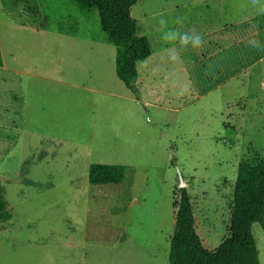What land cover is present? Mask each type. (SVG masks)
<instances>
[{"label":"rangeland","instance_id":"obj_1","mask_svg":"<svg viewBox=\"0 0 264 264\" xmlns=\"http://www.w3.org/2000/svg\"><path fill=\"white\" fill-rule=\"evenodd\" d=\"M213 10L212 0H136L130 16L148 36L153 12L177 26L180 17L202 24ZM166 52L136 64L138 75L156 63L178 81L170 68L191 56ZM0 57V187L10 214L0 264H167L177 172L202 246H218L238 161L264 155V69L236 87L246 100L225 105L232 95L218 89L197 97L211 78L192 65L188 90L166 87L168 101L145 91L143 108L115 76L96 11L83 17L71 0H0ZM93 163L122 165L121 182L89 184ZM251 234L264 264V231L252 224Z\"/></svg>","mask_w":264,"mask_h":264},{"label":"trees","instance_id":"obj_2","mask_svg":"<svg viewBox=\"0 0 264 264\" xmlns=\"http://www.w3.org/2000/svg\"><path fill=\"white\" fill-rule=\"evenodd\" d=\"M71 2L83 17H87L91 10L96 11L99 29L114 48L115 76L124 87L137 94L135 67L149 56L150 49L147 39L136 34L135 21L130 16V8L136 0ZM74 33L75 27H69L66 34ZM123 173L120 164L93 163L87 168V182L91 185L118 184ZM171 206L173 224L167 264H259L251 225L257 224L264 231V155L238 161L227 202V234L215 249H205L195 232L190 196L185 187L172 193ZM9 218L0 187V222Z\"/></svg>","mask_w":264,"mask_h":264},{"label":"crops","instance_id":"obj_3","mask_svg":"<svg viewBox=\"0 0 264 264\" xmlns=\"http://www.w3.org/2000/svg\"><path fill=\"white\" fill-rule=\"evenodd\" d=\"M212 1L215 6V10H213L215 14L209 20L205 17L202 24L200 19V21L188 22L185 17H180L177 26H171L168 23H166V26H161L159 21L164 19L167 22L166 16L161 18L158 12H153L149 15L147 24L144 25L151 36L149 34L146 36L143 33L140 35L136 32L138 36L145 37L149 44L150 54L145 60L149 59L154 53H169L166 52L168 50H174L180 57L182 54L191 56L190 62L180 60L178 65L170 68L172 71L178 72L180 78L172 83L169 82L165 74H157L156 63L145 66L140 75H138L136 69L135 87L137 94L134 95V99L143 108L149 105V101L143 97L145 91L150 92L154 96V100L158 99L161 94L162 98L168 101L166 99L168 97L166 87L180 86L183 82V90H188L186 83L188 79L192 78V65L199 66L202 72L206 70L211 78L206 80L207 85L205 88L201 86L200 92L196 94L197 97H202L213 89H218L222 94L230 93L232 95L230 98L224 99L225 105H231L236 99L239 100L238 103H241L240 101H244L249 97L248 92L244 95H237L235 89L239 86L245 87L247 80L251 78V74L261 75V71L264 69V11H261V5L253 7L254 4L251 0H248V7L245 8H237L235 0ZM177 4V8L181 9L189 6L190 3L181 1ZM167 10L163 8L161 11ZM170 28L180 33H199L203 43L200 47L193 48L188 45L182 49L178 41L169 42L162 39L164 33L170 31ZM160 34L163 36H160ZM150 37L153 41L159 39L155 44L160 48L155 51L151 50ZM253 40L260 44L259 49L251 46L250 41ZM183 90L179 91L177 89L180 93L179 99L182 97L181 94H184Z\"/></svg>","mask_w":264,"mask_h":264},{"label":"clouds","instance_id":"obj_4","mask_svg":"<svg viewBox=\"0 0 264 264\" xmlns=\"http://www.w3.org/2000/svg\"><path fill=\"white\" fill-rule=\"evenodd\" d=\"M253 4H256L259 2V0H252ZM261 11H264V8L261 9ZM159 23L161 26H166V21L164 19H160ZM165 41H178L181 48H186L188 45H191L193 48L200 47L203 43L202 37L199 33H180L178 31L170 30L164 33V36L162 37ZM250 44L253 48L259 49L261 46L260 44L253 40L250 41ZM170 59L173 61H176L178 59V54L172 50V55L170 56Z\"/></svg>","mask_w":264,"mask_h":264},{"label":"water","instance_id":"obj_5","mask_svg":"<svg viewBox=\"0 0 264 264\" xmlns=\"http://www.w3.org/2000/svg\"><path fill=\"white\" fill-rule=\"evenodd\" d=\"M177 175H178V188H183L185 184L182 181L181 176L178 172H177Z\"/></svg>","mask_w":264,"mask_h":264}]
</instances>
